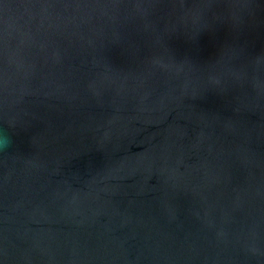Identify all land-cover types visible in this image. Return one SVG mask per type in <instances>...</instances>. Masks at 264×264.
Returning a JSON list of instances; mask_svg holds the SVG:
<instances>
[{
    "label": "water",
    "instance_id": "water-1",
    "mask_svg": "<svg viewBox=\"0 0 264 264\" xmlns=\"http://www.w3.org/2000/svg\"><path fill=\"white\" fill-rule=\"evenodd\" d=\"M0 264H264V0H0Z\"/></svg>",
    "mask_w": 264,
    "mask_h": 264
},
{
    "label": "clouds",
    "instance_id": "clouds-1",
    "mask_svg": "<svg viewBox=\"0 0 264 264\" xmlns=\"http://www.w3.org/2000/svg\"><path fill=\"white\" fill-rule=\"evenodd\" d=\"M10 138L2 133H0V150H3L10 144Z\"/></svg>",
    "mask_w": 264,
    "mask_h": 264
}]
</instances>
